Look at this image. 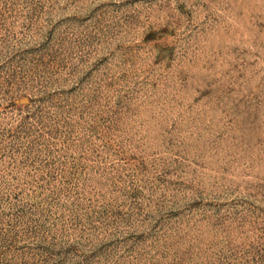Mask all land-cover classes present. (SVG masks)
Here are the masks:
<instances>
[{
  "label": "rangeland",
  "instance_id": "1",
  "mask_svg": "<svg viewBox=\"0 0 264 264\" xmlns=\"http://www.w3.org/2000/svg\"><path fill=\"white\" fill-rule=\"evenodd\" d=\"M0 264H264V0H0Z\"/></svg>",
  "mask_w": 264,
  "mask_h": 264
},
{
  "label": "water",
  "instance_id": "2",
  "mask_svg": "<svg viewBox=\"0 0 264 264\" xmlns=\"http://www.w3.org/2000/svg\"><path fill=\"white\" fill-rule=\"evenodd\" d=\"M24 102H26V101H24Z\"/></svg>",
  "mask_w": 264,
  "mask_h": 264
}]
</instances>
